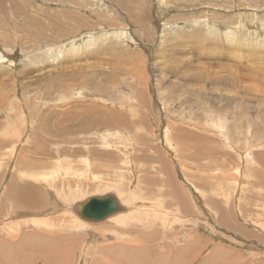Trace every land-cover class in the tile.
I'll use <instances>...</instances> for the list:
<instances>
[{
  "label": "rangeland",
  "instance_id": "1",
  "mask_svg": "<svg viewBox=\"0 0 264 264\" xmlns=\"http://www.w3.org/2000/svg\"><path fill=\"white\" fill-rule=\"evenodd\" d=\"M108 1L112 10L111 14L97 10V5L95 6L94 2L91 0H23L22 4L16 2L13 5V12L9 17L0 15V22L11 23L9 26H5L7 33L0 29V55L6 56L8 61L13 62L11 66L4 65L2 68L3 72L0 75V89L3 90L0 92V95H7L5 106L0 108V132L2 137H0V173H6V170L11 167L10 161H13L14 158L12 159V157L16 155L15 150L19 148L18 146L20 144L22 145L25 142L26 144H30L31 147L35 146L30 140L34 138L33 135L42 139L38 146L42 144L45 138L50 140V143L54 142L53 138L57 135L55 136L53 130H49L47 127H40L39 130H37L39 126L36 121L40 116L44 115L43 117L45 118V115L50 112V114H48V116L51 115L50 120H43V122H45L46 125L50 124L54 130H57L59 128L55 123L58 122L56 120L57 118L55 119L56 114L58 116H60V114L62 116L64 115L62 117L64 119L68 113V111L65 110L72 106V111L75 113V122H78L83 114L84 103H86L85 105L87 107H90L94 103H98V105L111 108V111L109 110L110 112H104L96 106V110H91L89 112L91 119H94L92 121L93 124L98 125L101 123L106 126L104 128V133L100 132L101 134L99 135V127H94V125L89 124H87L85 128L87 131L79 129V132L86 133L88 136L89 134L94 135L104 142L109 141L107 144L109 146L115 145L118 142L123 145L127 150L124 153L122 171L127 169L126 165L129 164L131 159L132 161L133 159L135 160L133 157L135 153L140 154L143 158L137 163L139 165L133 166L135 169L139 170L137 172H141L140 168H142V170L147 173V177L156 179L155 181L158 183L153 186H148V188H153V190H145L144 192L146 193L144 195L136 191L137 189L140 190V188L136 187L135 177H131L130 173L122 174V171L118 173H104L109 175V177L108 179H101L100 181H96L99 178L97 176H93L94 178L87 177L85 180L82 177L84 174H76L72 175L71 178L77 179L75 181L76 183L78 181V192L80 191V194L76 193L73 195V202L78 201V199L80 201L79 203L84 201L81 195L82 193L92 195L96 193L95 191H97V193L107 192L101 191V188L103 187L102 180H108L104 183L110 184L107 190H111L113 193L115 192L117 196H119L118 200L123 206V209L129 211V213H127L128 211L121 210V213L123 211L122 214L126 211L125 215H129L131 206H134V203H136L129 204V202L124 201L126 200L124 198L125 196H133L134 199L131 198L133 201H135L136 196L139 199H142V195L145 197L149 196V198L146 197L149 200L151 199L148 201L149 204L155 206H157V204L162 205L164 199L165 203L171 204V202H174V205L169 206L168 209H175L177 213L173 214L176 217L171 214L167 224L164 218H158L157 220H152V222H149L147 217L141 220H139L141 216L134 219V222H136L135 229H139L140 232L136 234V230L131 229L135 232V234H132V239H143L145 234L142 236L140 234L141 231L145 233V231L149 229L156 231L153 235L157 237L155 238V240L157 239L155 242L159 247L161 243H169L170 246H173V249H175V247L178 249L179 247L185 248L187 245L186 242H188H185V240H189L188 237L194 234L197 236L196 241L199 243V249H197L192 256L195 257V259L197 258L195 260L197 263L195 262L194 264H201L203 261L207 264L212 263L214 251L220 250L221 252V249H223L221 247H224L222 252L230 248L229 251L237 252V255H241L242 253V261L234 262V264H257L260 262H262L260 264H264V164L259 156L264 153V76L262 75V72H264V62H262L264 61V45L262 46V44H264V0H166V3H160L159 0ZM226 5L228 7L230 5V7L228 8ZM16 10L24 11L28 14L31 13V10L33 11V14L26 18L25 29H27L31 23L34 24L33 28L30 30L32 34L29 37V42L23 39L22 43V39L18 37L20 34L17 27L14 26L17 20L15 16ZM214 11L216 12L215 14H213ZM195 12L196 14L202 12L201 15H199L201 20L216 19L213 15H219L217 20H210L211 22L209 25L202 23L207 26L201 31L202 35L207 32L206 34L208 37L217 39L218 36L215 35V31L212 32L214 29L210 32L208 31L209 28H216L225 34L231 30V27L228 26L229 23L235 26L233 29H235V32L238 34L237 37L242 34V40L236 42L238 43L236 48H234L235 46L225 47L227 51L232 50L231 52L235 53L232 57L233 59H226L224 56L226 51H224L221 60L216 59V62H214L215 65H213L214 63L210 61L211 59L206 58L205 61L204 57L199 58L201 55L195 56L191 54L192 58H197L195 61L202 59L204 60L203 62H207L211 65L209 68L220 69L222 71L220 75L222 79L226 80L225 82L223 81L219 84H215V81L217 82L218 79L214 72H210L208 78H203V71L206 65L202 62L188 63L183 60L173 62L172 59H169L167 61L168 63H166L165 67L161 70H159V68L156 69L157 67L154 65L156 60L154 51L159 47V40L161 38L163 40L164 38V35L161 37L163 24L166 22L167 24H172L171 31L167 32L166 39L164 40V43H168L171 48L175 46V36L178 35V38L181 37V32H183L181 31L182 26L187 29V26L192 20L194 21ZM245 14H248L247 17L249 16L250 18H247ZM178 25L179 27L177 28ZM190 30L191 29L186 32L187 38L193 37V29L191 30L192 32ZM90 34L96 36L101 35L99 38L103 42H99L98 39L95 43H101L104 48H101V50H99L100 52L93 57L92 52H94V47L91 49L89 44V49L92 50L91 54H89V49V51L87 50L88 52L85 53H88L90 57L88 56V58H84L81 61L71 57V55L76 52L82 53L81 49H86H84V46H81V49L69 52L67 49L70 44L68 43L77 38L76 44L80 43L85 36ZM6 36L10 39L9 45H7L5 41ZM259 39H262L263 42L260 43ZM247 40H249V42L252 40V43L256 41L255 43H257L258 46L255 43L248 44ZM204 41L205 43L202 44L203 47L210 43H214L220 47L215 41L211 40L210 42V40H203V42ZM217 41L224 42L222 40ZM48 42L52 44L49 45ZM242 44L247 47L242 46ZM261 46L263 49H261ZM178 48L180 49V53L177 58H183L184 55L181 45ZM238 48L239 50H237ZM102 49L104 50L102 51ZM206 49H204L206 51V56L207 54L211 56V50L209 48ZM59 50L69 55L70 59L73 58V60L63 61L64 59L62 60L59 56L60 59L57 63H50ZM246 51L249 57H253L254 62L247 61V58H245V61V59L239 56L241 53L244 54V52L247 54ZM52 53L55 55H51ZM259 53H261L263 57L257 62ZM38 55L49 57L51 61L48 63L43 61L34 63V60L38 59ZM191 56L189 57L191 58ZM86 59H88V61H86ZM18 60H21L20 63H16ZM228 62L232 66H230ZM244 64H246V69H244ZM15 66L17 67L14 68ZM12 67L14 69L9 73L10 76L4 74L5 71H9ZM226 68L228 69L226 70ZM252 70L255 71L253 72ZM227 71H229V73ZM180 72L185 79L183 76H179ZM241 72L243 74H250L242 77L243 79L240 85H237L236 79H240ZM51 74H54L53 79H50ZM56 74H58V76ZM9 77L15 82H8L7 79H9ZM258 77L259 79H256ZM246 78L250 79L247 80ZM242 82L246 85L249 84L248 87L254 88L255 90L249 89L245 92L241 87ZM14 83L16 85H14ZM10 86H13V88ZM87 96L91 99H88ZM60 97L63 98L61 99ZM16 103L21 105L17 106ZM78 104L79 106H77ZM75 106L76 108H74ZM99 112H101V114ZM101 115L105 117L109 116L111 119L114 118L113 116H116L117 120L110 125L105 117L102 118ZM226 117L228 120L232 119L227 121ZM221 119L224 120L223 124H221V121H223ZM180 121H183V123ZM52 123H54L53 126ZM9 125L10 130L7 131ZM223 125L226 127H221ZM169 126L173 128V130L168 128ZM215 127L220 128L216 130ZM4 128L6 131H4ZM18 128H25V132L21 133V130H18ZM221 129H223L224 132ZM17 130L19 135L13 133L7 137L4 133H12ZM146 130H149L147 135L145 134L147 133ZM117 131L122 133L119 134ZM219 131L221 132L220 134ZM251 134L253 135L251 136ZM45 135H49V137ZM135 135H138L137 139H135ZM166 135L168 140L165 138ZM172 135H174L175 140H177L178 143L176 146L179 144L178 147H176L175 144L173 145ZM162 136L164 137L162 138ZM26 137H30L27 142L25 141L27 140ZM123 137L127 140L126 144L122 142ZM261 140H263V142ZM167 141L172 143L171 146ZM11 151H14V153ZM131 152H133L132 155ZM178 153L179 156L177 155ZM246 153H249V155ZM258 153L260 154L258 155ZM30 154L38 155L39 153L35 151V153ZM149 154H151L152 157H150ZM130 155L131 157L126 159V157ZM148 156L151 162H149ZM82 160L85 161L84 159ZM181 163L182 165H180ZM82 170L85 169L79 167V170L75 172L82 173ZM87 171L90 173V170H85L86 173ZM120 173L122 177H120ZM255 173H262L263 175L258 179ZM59 174L60 173H55L53 176L58 175L61 178L62 175ZM164 174L166 175L164 176ZM7 175H10V172ZM34 175L35 174L29 176L34 180ZM49 175H51V173L48 175H41L42 177L40 175V177H37L42 179L44 177L47 178ZM118 176L121 178V181H118ZM38 178L36 180H39ZM5 180L6 178H3L1 182L4 183ZM91 180L94 181V186L91 188L94 192H90V189L87 190L89 186L87 188L82 187L84 184L88 185L92 183ZM41 183L44 185L48 184L47 181H41ZM97 184H100V186ZM122 185H124L123 187L126 189H123ZM133 187L136 188L134 191L135 193L133 192ZM67 188L70 193L72 191V189H70L71 187L68 185ZM43 190L46 195H49V193L53 194L51 191H47L46 189ZM83 190L86 191L82 192ZM174 191L177 194H174ZM127 193H129V195ZM3 194L4 192L0 193L1 202H4V199H2ZM14 196L15 197H11L13 198L11 200V205L12 203L15 204V202L20 199L22 201L18 204L19 207L16 208L17 205L15 206L14 204L15 207H13V205H8V203H2L0 206V222L2 221V223H0V226H2L0 229H4V232L0 230V234L5 233L9 235L8 233H10L11 235L12 233L13 236L17 237V232L21 234L20 231L16 230L19 226L14 224L17 223V221L15 218L11 217L9 212H13L14 214V212H18L22 209H32V206H30L32 197L28 198L26 202V200H23V198L26 199L25 197H18L17 194H14ZM122 198L124 199L122 200ZM177 198L179 200H177ZM23 201L25 204H23ZM139 204H141V208L146 207L144 203L145 206L142 205L141 202L136 203V205ZM204 204L207 207H205ZM182 205L183 207H181ZM46 206L47 205H45V208ZM126 206H128L129 209H127L128 207ZM10 207L12 210H10ZM228 209H231L230 214L228 213ZM211 210L216 212H211ZM152 214L159 215V213ZM228 214L230 217L232 216V219H230L233 221L234 225L229 224L232 225L233 229H229L226 225L229 222ZM41 215H45V212ZM75 215L76 216L72 218L59 217V222L57 220H52V224L49 222L50 220H47L50 226L36 224V226H30V229L24 227L26 230H22L23 232L26 231L25 233H29L32 228L30 233H34L35 235L32 237H37L36 239H38L27 237L26 240H28L25 245H28L34 240L33 243L36 241L43 244L44 247H47L50 243L48 241V235L54 234L56 235V239L59 237V240L66 239L65 242H62V245L70 248L69 250H63V257H65V259H56L58 264H116L120 262V255L116 256L117 253L110 252V248H108L109 245V247L112 246L111 249L116 248V246L120 247L117 245V240H115V242H105L109 237L100 231L106 227L107 231L112 228L115 229L116 233L118 231L127 233L123 227L119 226L120 229L117 227L118 224H120L117 218L113 217L109 220L104 219L103 221L101 220L102 222H99L85 220L81 218L77 212H75ZM181 215L184 217H181ZM218 216L221 217L219 218ZM52 217L56 218L54 216ZM73 219H75V221ZM77 221H80L82 224L79 225ZM110 221L112 222L110 223ZM18 223V225L25 224V222L20 224V221H18ZM93 224L96 226L92 227ZM127 225H131L129 221L123 226L125 227ZM160 225L164 226L162 227ZM166 225L167 227H165ZM169 227L171 229H169ZM90 230L93 234L89 232ZM13 231H16L17 235H15ZM38 231L43 232L38 233ZM245 231H249V236L245 234ZM72 232L76 236H73ZM44 235L47 236L44 237ZM257 235H262V240H259L261 237L259 238ZM69 236H71L72 239L69 238ZM167 237L169 238L167 239ZM101 241L102 244L100 243ZM15 242L16 243L12 244L17 245V241ZM182 242L184 245L186 244L185 247ZM86 247L88 249L90 248L89 251L91 252H89ZM18 248L19 246L15 250H18ZM127 249L126 252L129 253V249L128 251ZM148 249H150V247H148ZM86 250L88 253H86ZM179 251L175 249L174 254H177ZM84 253L86 256H84ZM89 253L91 254L90 256ZM104 253H106V256L103 255L102 257L101 254ZM40 254L42 255L37 249L32 250L30 255L34 258V264H43L41 262L42 257H39ZM107 254L109 256H107ZM149 254L152 255V253ZM171 254L173 253L171 252ZM101 257L103 259H101ZM121 258L120 260L123 261L125 257ZM204 259H206V261ZM0 260L3 259L0 258ZM96 261L97 263H95ZM225 261L221 259L222 264H225ZM0 262L1 264H7L5 261Z\"/></svg>",
  "mask_w": 264,
  "mask_h": 264
},
{
  "label": "bare ground",
  "instance_id": "2",
  "mask_svg": "<svg viewBox=\"0 0 264 264\" xmlns=\"http://www.w3.org/2000/svg\"><path fill=\"white\" fill-rule=\"evenodd\" d=\"M91 1H93L94 2V4H95V6L97 5V10H100V11H102L103 13H110L111 14V12H112V10H111V7H110V3H109V1L108 0H91ZM166 0H159V2L160 3H166L165 2ZM196 1H198V0H196ZM200 1V0H199ZM209 1V0H208ZM207 1V2H208ZM250 1V0H249ZM16 2H18V3H20V4H22L23 3V0H0V15H3V16H5V17H9V15L10 14H12V12H13V5L16 3ZM203 2V1H202ZM221 3H222V1H221ZM260 3V2H259ZM210 4V3H209ZM218 4V3H217ZM241 5V4H240ZM219 6V5H218ZM227 6V5H226ZM226 6H225V8H226ZM248 6V5H247ZM253 6V5H252ZM228 7V6H227ZM229 7H230V5H229ZM228 7V8H229ZM250 7V6H249ZM248 7V8H249ZM224 8V7H223ZM21 9V8H20ZM250 9V8H249ZM225 10H227V9H225ZM199 11V10H198ZM201 13L202 12H199L198 14H196V12H195V14H194V17H195V19H194V21L192 20V22L190 21V20H188V21H190L191 23L187 26V29H185V27L184 26H182V30L181 31H183V32H181L182 33V35H181V37H179L178 38V35L177 36H175V40H176V42H175V46H173V47H169V45H168V43L166 44V43H164V40L166 39V36H167V32H169V31H171V27H172V24H167V22L166 23H164L163 24V27H162V32H161V37H163V35H164V38H163V40H162V38L159 40V47H157L156 48V51H154V56H155V58H156V60H155V62H154V65H155V67H157L156 69H158L159 68V70H161L163 67H165V65H166V63H168L167 61L169 60V59H172L173 60V62H175V61H178V60H183L184 62H188V63H190V62H202V63H204L206 66H205V68H204V71H203V78H208L209 77V73L210 72H214L215 73V75L217 76H215L217 79H218V81L216 82L215 81V84H219V83H221V82H225L226 80H224V79H222V77H221V75H220V73H222V71L220 70V69H213V68H209V66H211L210 64H208L207 62H203L204 60H202V59H199V60H196L195 61V59H197V58H192V56H191V54H194L195 56H199V55H201L199 58H202V57H204V59H205V61H206V58H208V59H211L210 61L212 62V63H214V62H216V59H219V60H221V58H222V56H223V52L224 51H226V53L224 54V56L226 57V59H233L232 57L235 55V53H233V52H231V51H227L226 49H225V47H227V46H235L234 48H236V45L238 44V43H236V42H240L241 40H242V34L239 36V37H237V33L235 32V29H233V27H235L232 23H229V25L228 26H230L231 28V30L230 31H228V32H226L225 34L224 33H222L220 30H218V29H216V28H209V30L208 31H210L211 32V30L212 29H214V30H212V32L213 31H215V35H217L218 36V38L217 39H215V38H213V37H208L207 36V32L204 34V35H202L201 34V31L203 30V29H205V27H207V26H205V25H203L202 23H205V24H208L209 25V23L212 21V20H217L218 18H219V15H213L216 19H210V20H207V19H204V20H201L200 18H199V15H201ZM216 12L214 11L213 12V14H215ZM245 13V12H244ZM33 14V11L31 10V13L30 14H28L27 12H24V11H19V10H16L15 11V16L17 17V20H16V22L14 23V26H16L17 27V29H18V32H19V38L20 39H22V43H23V39H25V41H30V39H29V37L31 36V34H32V32H30V30H31V28H33V26H34V24H30V26L27 28V29H25V26H26V18L27 17H29L30 15H32ZM178 14H181V13H178ZM190 15V14H189ZM246 15V14H245ZM248 15V14H247ZM247 15H246V17H247ZM261 15V14H260ZM191 16H192V14H191ZM252 16V15H251ZM259 16V15H258ZM23 17H25V18H23ZM193 17V16H192ZM193 17V18H194ZM245 17V16H244ZM249 17V16H248ZM247 17V18H248ZM171 18V17H170ZM191 18V17H190ZM250 18V17H249ZM259 18H260V16H259ZM261 18H262V16H261ZM251 20V19H250ZM208 22V23H207ZM251 22V21H250ZM174 23V22H173ZM11 23H2V22H0V29L1 30H3V32H5V33H7L6 32V27L5 26H9ZM186 24V23H185ZM232 25V26H231ZM2 27V28H1ZM179 27V25L177 26V28ZM176 28V29H177ZM228 28V27H227ZM174 29V28H173ZM189 29H193V37L192 38H187L186 37V35H187V30H189ZM190 30V31H191ZM239 30V29H238ZM26 31H27V34H26ZM175 31V30H174ZM192 32V31H191ZM165 33V34H164ZM236 33V34H235ZM211 34V33H210ZM99 37H101V35H98V36H96V35H87V36H85L84 38H83V40L80 42V43H77L76 44V41L78 40V38L76 39V40H74V41H70L68 44H70V46H69V48L67 49L69 52H74V51H76V50H79V49H81V46H84V49H86V50H83V49H81V51H82V53H74V54H72L71 55V57H73V58H76V60H79V61H81L82 59H84V58H88V56L90 57V55L89 54H91V51L92 50H90L89 49V47L91 48V49H93V47H94V52H92L93 53V57H95V54H97L98 52H100L99 50H101V48H104V46L101 44L103 41H101V39L99 38ZM98 39H99V42H101V43H95V42H97L98 41ZM246 39V38H245ZM263 39V38H262ZM262 39L259 41L260 43L261 42H263L262 41ZM180 41V43H179V41ZM203 40H210V42H211V40L212 41H215V42H217L219 45H220V47L219 46H217L216 44H214V43H210V44H207V45H205L204 47L202 46V44L203 43H205V41L203 42ZM217 40H222V41H224V42H219V41H217ZM5 41H6V43H7V45H9V43H10V39L6 36L5 37ZM206 41V42H207ZM244 41V40H243ZM248 41V44L250 43V44H254V43H252V40L249 42V40H247ZM246 41V42H247ZM75 43V44H74ZM259 43V44H260ZM264 43V42H263ZM48 44L50 45V44H52V43H49L48 42ZM89 44H90V46H89ZM246 44V43H245ZM256 45H257V43H255ZM181 45V47H182V53H183V58L181 57V58H177L178 57V54L180 53V49L178 48L179 46ZM264 44H262V46H263ZM242 46H245L244 44H242ZM255 46V45H254ZM258 46V45H257ZM260 46V45H259ZM261 46V47H262ZM238 47V46H237ZM245 47H247V46H245ZM250 47V46H249ZM260 47V48H261ZM264 47V46H263ZM263 47L261 48V49H263ZM206 48H209L210 50H211V52H212V55L211 56H208V54H207V56H206V54H205V52L207 51V53H208V50L206 49ZM232 48V47H231ZM254 48H256V47H254ZM259 48V49H260ZM90 50V53L88 54V53H85V52H88L89 50ZM204 49H206V51L204 50ZM233 49V48H232ZM248 49H250V48H248ZM88 50V51H87ZM104 49H102V51H103ZM235 50V49H234ZM237 50H239V48L237 49ZM84 51V52H83ZM244 51V50H243ZM248 51V50H247ZM247 51H246V53H247ZM251 51V50H250ZM256 51H257V49H256ZM261 51V50H260ZM239 53V52H238ZM238 53H237V56H238ZM248 53H249V51H248ZM245 54V52H244V54H242L241 53V55H239L241 58H243V59H245V58H247L248 60L247 61H253V57L251 58V57H249V54ZM258 53V52H257ZM190 54V55H189ZM210 54V53H209ZM43 55V54H42ZM51 55H55V54H51ZM85 55V56H84ZM169 55V56H168ZM263 55H264V53H263ZM263 55L261 54V53H259V55H258V58H257V62L258 61H260L261 59V57H263ZM25 56V55H24ZM62 58V60L63 61H68V60H73V58H71L70 59V57H69V55H67V54H65V53H62L61 52V50H59V52L58 53H56V55H55V57H54V59H53V61L52 62H50L51 61V58H49V57H44V56H37V58L38 59H35L34 60V63H39L40 61H43V62H50V63H54V62H58V60L60 59V57ZM84 56V57H83ZM189 56H191V58L189 57ZM238 56V57H239ZM256 56H257V54H256ZM153 57V56H152ZM99 58V57H98ZM234 58H236V57H234ZM153 59V58H152ZM239 59V58H238ZM237 59V60H238ZM236 60V59H235ZM20 61L21 60H18V61H16V63H20ZM86 61H88V59H86ZM238 61H240V60H238ZM244 61V60H243ZM245 61H246V59H245ZM244 61V62H245ZM42 62V63H43ZM227 62V61H226ZM243 62V63H244ZM254 62V61H253ZM262 62H264V61H262ZM41 63V64H42ZM221 63V62H220ZM229 63V62H228ZM238 63V62H237ZM249 63V62H248ZM242 64V63H241ZM251 64V63H250ZM4 65H7V66H11V65H13V62H11V61H8V58L6 57V56H4V55H0V75L2 74V72H3V70H2V68L4 67ZM213 65H215V63L213 64ZM217 65V64H216ZM229 65L230 66H232L230 63H229ZM228 65V66H229ZM238 65V64H237ZM246 64H244V69H246V66H245ZM251 65H253V64H251ZM17 66H15L14 68H16ZM91 67V66H90ZM243 67V66H242ZM13 67L9 70V71H5L4 72V74H6L7 76H10V72L12 71V69H14ZM241 68V67H240ZM252 68V67H251ZM254 68V67H253ZM228 68H226V70H227ZM232 69H233V67H232ZM244 69H242V70H244ZM264 69V68H263ZM167 70V69H166ZM169 71V70H168ZM238 71H240V70H238ZM245 71V70H244ZM253 72L255 71V70H252ZM162 72V71H161ZM228 73H229V71H227ZM158 73V72H157ZM163 73H164V71H163ZM238 73H240V72H238ZM242 73V72H241ZM160 74H162V73H160ZM180 75L179 76H183L182 75V73L180 72L179 73ZM224 74V73H223ZM248 74H250V73H247V74H241V77H240V79H236V84L237 85H240V83H241V81H242V77H244V76H247ZM53 75L54 74H51V77H50V79H53ZM57 76H58V74H56ZM262 75L264 76V72H262ZM257 76H259V75H257ZM256 76V77H257ZM184 77V76H183ZM250 77H251V75H250ZM13 78V77H12ZM31 78V77H30ZM27 79V78H26ZM184 79H185V77H184ZM216 79V80H217ZM247 80H249L250 78H246ZM256 79H259V77L258 78H256ZM263 80H264V78H263ZM7 81L8 82H15L14 80H12L10 77H9V79H7ZM33 81V80H32ZM28 82V81H27ZM13 85V84H12ZM14 85H16L15 83H14ZM249 86V84H245V83H243L242 82V88H243V90L245 91V92H247L249 89H253V90H255L254 88H250V87H248ZM11 87V86H10ZM11 88H13V86L11 87ZM117 89V88H116ZM3 90H1L0 89V92H2ZM82 91V90H81ZM87 91V90H86ZM128 91V90H127ZM227 91V90H226ZM87 93V92H86ZM127 93V92H126ZM264 93V92H263ZM96 94V93H95ZM101 94V93H100ZM89 95V94H88ZM246 95V94H245ZM62 96V95H61ZM82 96V95H81ZM90 96V95H89ZM104 96V95H103ZM122 96H123V94H122ZM263 96H264V94H263ZM82 97H84V96H82ZM88 97V96H87ZM93 97V96H92ZM164 97V96H163ZM61 98V97H60ZM63 98V97H62ZM61 98V99H62ZM95 98V97H94ZM108 98V97H107ZM130 98V97H129ZM60 99V100H61ZM88 99H91V98H89L88 97ZM109 99V98H108ZM85 100V99H84ZM100 100V99H99ZM262 100H263V98H262ZM6 102H7V95H0V108H2L3 106H5V104H6ZM91 102V101H90ZM17 104V106L18 105H21V104H19V103H16ZM86 104V103H85ZM97 105H98V103H97ZM77 106H79V104L77 105ZM22 107V106H21ZM20 108V107H19ZM74 108H76V106L74 107ZM18 109V108H17ZM72 106H70V107H68L65 111H68V113L66 114V116L68 115V114H70L71 112H72ZM99 109H101V110H103L104 112H106V111H109V110H111V108H109V107H99ZM59 111V110H58ZM97 111H100V110H97ZM110 112V111H109ZM58 113V112H57ZM88 113V112H87ZM100 114H101V112H99ZM112 113V112H111ZM122 113V112H121ZM48 114H50V112L48 113ZM48 114H46L45 115V118L43 117V116H40V118H38L37 119V124H38V128H37V130H39V128L40 127H47L49 130H53V132L56 130H54L53 129V127H51L50 126V124H47L46 125V123L45 122H43V120H46V121H48V120H50V117H51V115L50 116H48ZM55 114H56V112H55ZM97 114V113H96ZM183 114V113H182ZM103 115V114H102ZM101 115V116H102ZM105 115V114H104ZM178 115V114H177ZM64 116V115H63ZM65 116V117H66ZM216 116V115H215ZM61 117V116H60ZM89 117H90V115H89ZM105 116H102V118H104ZM114 118L113 119H111V117H109V116H106L105 117V119H106V121H108L109 123H110V125H112V123H114L116 120H117V118H116V116H113ZM119 117V116H118ZM123 117H124V115H123ZM182 117V116H181ZM190 117V116H189ZM188 117V118H189ZM78 118V117H77ZM97 118V117H96ZM98 118H100V117H98ZM120 118H121V116H120ZM125 118V117H124ZM123 118V119H124ZM182 118H185V117H182ZM192 118V117H191ZM223 118V117H222ZM227 118V117H226ZM55 119H56V117H55ZM54 119V120H55ZM194 119V118H193ZM219 119V118H218ZM232 119V118H231ZM230 119V120H231ZM94 120V119H93ZM92 120V121H93ZM103 120V119H102ZM101 120V121H102ZM144 120V119H143ZM191 120V119H190ZM221 120H223V119H221ZM230 120H228V118H227V121H230ZM103 121H105V120H103ZM118 121H119V119H118ZM121 121H122V119H121ZM220 121V120H219ZM218 121V122H219ZM120 122V121H119ZM124 122V121H123ZM143 122V121H142ZM144 122H145V120H144ZM181 123H183V121H180ZM222 123L221 124H223L224 123V120L223 121H221ZM10 123V122H9ZM56 123V126H58V128H60V126H59V124H57V122H55ZM108 123V124H109ZM174 123H175V121H174ZM189 123V122H188ZM13 124V123H12ZM53 124L54 123H52V126H53ZM122 124V123H121ZM147 124V123H146ZM146 124H145V126H146ZM166 124V123H165ZM169 124V123H168ZM180 124V123H179ZM220 124V123H219ZM239 124V123H238ZM79 125V124H78ZM218 125V124H217ZM225 125V124H224ZM221 126V127H226V126ZM227 125H229V124H227ZM101 126V125H100ZM117 126V125H116ZM148 126V125H147ZM168 126V125H167ZM171 126V125H170ZM170 126L168 127V128H170ZM165 127H166V125H165ZM57 128V127H56ZM132 128H134V127H132ZM137 128V127H136ZM174 128H175V126H174ZM216 128V130H219V128H217V127H215ZM20 128H18V130H19ZM25 129V128H24ZM24 129H20L21 130V133L23 132H25L24 131ZM66 129V128H65ZM164 129V128H163ZM167 129V128H166ZM170 129H172L173 130V128H170ZM211 129H213V128H211ZM10 130V125L7 127V131H9ZM18 130L17 131H14V132H12V133H9V132H4L5 133V135L8 137V135L10 136V134H15V135H19V133H18ZM33 130V129H32ZM58 130V129H57ZM56 130V131H57ZM145 130V129H144ZM168 130V129H167ZM222 131H223V129H221ZM225 130V129H224ZM227 130V129H226ZM3 131V130H2ZM4 131H6V129L4 128ZM30 131V130H29ZM229 131H230V129H229ZM229 131H228V134H229ZM63 132H65V131H63ZM146 132L147 133H145V131H144V133L147 135L148 133H149V130L147 131L146 130ZM160 132V131H159ZM164 132V131H163ZM224 132V131H223ZM226 132V131H225ZM261 132V131H260ZM43 133V132H42ZM104 133V132H103ZM106 133V132H105ZM122 133V132H121ZM125 133V132H124ZM143 133V134H144ZM170 133V132H169ZM172 133H173V131H172ZM221 132L219 131V134H220ZM33 134V133H32ZM69 134V133H68ZM101 133H99V135H100ZM108 134V133H107ZM111 134V133H110ZM135 134V133H134ZM260 134V133H259ZM67 135V134H66ZM112 135H113V133H112ZM124 135V134H123ZM138 135H139V132H138ZM138 135H135L136 137H135V139H137V137H138ZM163 135V134H162ZM224 135H225V133H224ZM253 134H251V136H252ZM46 136V135H45ZM229 136V135H228ZM0 137H1V132H0ZM33 139H30V137L29 138H27L26 137V139L27 140H25L26 142L30 139L31 140V143L32 144H35V149H37L36 147H38V144L40 143V141L42 140V139H40L39 137L37 138V136H35V135H33ZM46 137H49V135L48 136H46ZM67 137H68V135H67ZM118 137H120V136H118ZM146 137H148V136H146ZM145 137V138H146ZM164 136H162V138H163ZM221 137V136H220ZM227 137V136H226ZM255 137V136H254ZM2 138V137H1ZM1 138H0V140H1ZM57 138H59V137H54L53 139H54V141H57L58 139ZM103 138V137H102ZM117 138V137H116ZM124 138V137H123ZM127 138V137H126ZM166 140H168L167 139V135H166ZM229 138V137H228ZM24 139V138H23ZM22 139V140H23ZM46 139V138H45ZM52 139V140H53ZM60 139V138H59ZM67 139H69V138H67ZM106 139V138H105ZM125 139V138H124ZM130 139V138H129ZM139 139H141V138H139ZM224 139V138H223ZM232 139V138H231ZM261 139V138H260ZM264 139V138H263ZM62 140V139H61ZM119 140H120V138H119ZM172 140H173V145L175 144V146L177 145V140H175V137H174V135H172ZM248 140V139H247ZM127 141V140H126ZM135 141V140H134ZM171 141V140H170ZM230 141H232V140H230ZM229 141V142H230ZM262 142H263V140H261ZM2 142H3V139H2ZM1 142V143H2ZM30 142V141H29ZM168 142V141H167ZM25 143V142H24ZM119 143V142H118ZM169 143V142H168ZM172 143H169L170 144V146H171V144ZM226 144H227V142H226ZM233 144V143H232ZM254 144V143H253ZM252 144V145H253ZM263 144H264V142H263ZM2 145H3V143H2ZM121 145V144H120ZM131 145H132V143H131ZM184 145V144H183ZM257 145V144H256ZM178 146H179V144H178ZM178 146H176V147H178ZM224 146V145H223ZM237 146V145H236ZM33 147V148H34ZM125 147H127L128 148V146H125ZM134 147V146H133ZM154 147V146H153ZM250 147V146H249ZM258 147V146H257ZM4 148V147H3ZM16 148H17V145H16ZM31 146H29V147H26V152H29V153H35V151H32V149H33ZM43 148V147H42ZM173 148H174V146H173ZM173 148H172V150H173ZM5 149V148H4ZM3 149V150H4ZM49 149V148H48ZM175 149V148H174ZM252 149V148H251ZM64 150V149H63ZM132 151H134V150H132ZM175 151V150H174ZM173 151V152H174ZM177 151V150H176ZM2 152H4V151H2ZM11 152H13L14 153V151H11ZM15 152H16V150H15ZM172 152V153H173ZM247 152V151H246ZM20 153V152H19ZM132 153L133 152H131V155H132ZM240 153H241V151H240ZM243 153V152H242ZM251 153H252V151H251ZM6 154H8V153H6ZM22 154V153H21ZM247 154V153H246ZM260 153H258V155H259ZM19 155V154H18ZM126 155V154H125ZM131 155L128 157H126V159H129L130 157H131ZM178 156H179V153L177 154ZM247 155H249V153L247 154ZM8 156V155H7ZM6 156V157H7ZM24 156H25V154H24ZM260 156V158H261V160L263 161V164H264V153H262L261 155H259ZM10 157H12V156H10ZM9 157V158H10ZM13 157H14V155H13ZM19 158H20V155L18 156V159H17V163L19 162ZM251 158V157H250ZM85 161H83V160H80L78 163L80 164H78L79 165V167L81 168V169H86V170H90V161L87 159V158H85L84 159ZM10 161V160H9ZM251 161V160H250ZM249 161V162H250ZM53 162V161H52ZM74 162H76L75 160H74ZM137 162V161H136ZM135 162V160L133 159V162L132 161H130L129 162V164H127L126 166V168L127 169H125L124 171H122L123 173L122 174H124V173H130L131 174V177H135L136 176V173H138L137 171H139V170H137V169H135V167L133 166V165H139V164H137ZM33 163V162H32ZM48 163H50L51 164V162H48ZM54 163V162H53ZM124 163V162H123ZM19 165H20V163H18ZM46 165V164H45ZM180 165H182V163L180 164ZM17 166V165H16ZM24 166V165H23ZM28 167H30V165H27ZM33 166V165H32ZM47 166V165H46ZM18 167H20L21 168V166H18ZM25 167V166H24ZM79 167L77 168V170H79ZM93 167V166H92ZM247 167V166H246ZM6 168H7V166H6ZM31 168V167H30ZM32 168H34V167H32ZM41 168H43V167H41ZM47 168V167H46ZM181 169H183V168H181ZM14 170V169H13ZM75 170H76V168H73V167H70V166H64L62 163H57L56 165H55V167L53 168V173H51V175H49V176H47V178L46 177H44V178H42V179H39L37 176H43V175H48L49 173H34L35 175H34V180H36L37 178L39 179V180H36L37 182H36V184L38 183V182H40V184H38L39 186L42 184L41 183V181H43V182H45V181H47V185H44V184H42L43 186H44V188L43 189H46L47 191H51V192H53V194H51V193H49V195L47 194V199H46V201H45V198H42L41 199V201H43L42 202V204H44L45 203V205H47L49 208L51 207H53L52 208V210H51V208H50V210H48L47 212H45V215H40V216H38V214L36 215V214H32V215H36V216H38V217H42L43 219H39V221L37 220V217L35 216V218H33L32 220H31V223L33 224V225H35V223L36 224H39V225H47V226H50V224H48L47 222H45V221H47L46 219H49V220H51V224H52V220H57L58 222H59V220H60V218H68V217H70V218H72V217H74V216H76L75 215V211L77 212V214H78V207H79V204H81V203H83L84 201H86L89 197H91V196H105V195H108V194H111V195H114L115 197H116V199H117V202L118 203H120L119 202V200H118V198H119V196H118V198H117V195H116V193L114 192H112L111 190L110 191H108L107 190V188H108V186L110 185V184H104L103 182V187L101 188V191H107V192H101V193H97V191H95L96 193H94V194H88V195H86V193H82L81 195L83 196V199H84V201H82L81 203H79L80 201H79V199H78V201H75V202H73V200H72V197H73V195L74 194H76V193H78V194H80V191L78 192V181H77V183L75 184V185H69L71 188L70 189H72V191L69 193V191L67 190L68 188V186H64V188H63V186L62 187H60L59 188V186L58 187H56V185H55V182H56V177L55 176H53L55 173H61V174H59V175H62V177L61 178H63V180H66V179H71V176L73 175V174H69V175H63V174H68V173H76L75 172ZM117 171V170H116ZM128 171V172H127ZM13 172V171H12ZM79 172V171H78ZM14 173H16V171H14ZM82 173H86V172H84V171H82ZM87 173H88V171H87ZM90 173H92L91 172V170H90ZM97 173H99V172H97ZM13 175V174H12ZM16 175V174H15ZM74 175H76V174H74ZM79 175V174H78ZM85 175V174H84ZM84 175H82V177L84 178ZM162 175V174H161ZM166 174H164V176H165ZM263 174L262 173H255V176L259 179V177L260 176H262ZM39 176V177H40ZM41 176V177H42ZM90 176H92V175H89V177ZM12 177H14V175L12 176ZM12 177H10V178H12ZM17 177V176H16ZM33 177V176H32ZM120 177H122V175H121V173H120ZM119 176H118V181H121V178H120ZM126 177V176H125ZM92 178V177H91ZM94 178V177H93ZM136 178V177H135ZM187 178V177H186ZM16 179V178H15ZM14 179V180H15ZM18 179V178H17ZM32 179V178H31ZM96 179V178H95ZM101 179H108V177L107 178H104V177H99L96 181H100ZM125 179V178H124ZM30 180V179H29ZM74 180V179H73ZM73 180H70L69 182H72ZM85 180H86V178H85ZM184 180H185V178H184ZM11 181H13V179L11 180ZM88 181V180H87ZM92 182H94L93 180H91ZM108 181V180H107ZM123 181V180H122ZM162 181V180H161ZM15 182V181H14ZM29 182V181H28ZM68 182V183H69ZM74 182H76V181H74ZM136 182V181H135ZM186 182L188 183V181L186 180ZM241 182V181H240ZM12 183V182H11ZM89 183V182H88ZM258 183V182H257ZM12 184H15V183H12ZM60 184V183H59ZM30 185H31V183H30ZM34 185V184H33ZM65 185H66V183H65ZM117 185V184H116ZM121 185V184H120ZM235 185V184H234ZM15 186V185H14ZM43 186H41V187H43ZM89 186V185H88ZM88 186H82L83 188H87ZM94 186V185H93ZM99 186H100V184H99ZM124 185H122V188L123 189H126V188H124L123 187ZM134 186V185H133ZM33 187V186H32ZM81 187V186H80ZM119 187H121V186H119ZM118 187V188H119ZM148 187V186H147ZM192 187V186H191ZM12 188L13 189H15L13 186H12ZM16 188H18V186L16 187ZM22 189H23V187H21ZM20 188V189H21ZM40 188V187H39ZM39 188H37V186H36V188H35V190L36 189H38L39 190ZM121 188V189H122ZM131 188V187H130ZM134 188V187H133ZM9 189H11L10 187H9ZM33 189H34V187H33ZM97 189V188H96ZM99 189V188H98ZM135 189L136 188H134L133 189V192L135 191ZM173 189H174V187H173ZM89 190V189H88ZM18 190H16V191H14V192H17ZM37 191V190H36ZM40 191V190H39ZM86 190H83L82 192H85ZM91 191H93L94 192V190H91ZM114 191V190H113ZM137 191V190H136ZM144 191L145 190H143L142 192L143 193H141V194H144L145 195V193H144ZM149 191V190H148ZM11 192H13V191H10V193ZM24 192V191H23ZM22 192V193H23ZM32 192V191H31ZM38 192V191H37ZM41 193L42 192H44V190H41L40 191ZM123 192V191H122ZM126 192V191H125ZM234 192V191H233ZM5 193H7V191L5 192ZM69 193V194H68ZM135 193V192H134ZM148 193H150V192H148ZM12 194V193H11ZM32 194V193H31ZM37 194V193H36ZM38 194H40V193H38ZM128 195H129V193H127ZM152 194V193H151ZM174 194H177L175 191H174ZM173 194V195H174ZM210 194H213V193H210ZM222 194H224V193H222ZM7 195V194H6ZM5 195V197H7ZM18 195V194H17ZM144 195H142V199H139L137 196H136V198H137V200H136V198H135V201H133V200H131V198H133V196L132 197H128V196H125L124 198L126 199V200H124V201H126V202H129V204L130 203H134V202H141L142 203V205H146V207L145 208H141L140 206H141V204H139V205H136V203H134V206H131V208H130V214L129 215H125L126 214V211H128V210H126V209H123V211L124 210H126L125 211V213L124 214H122L123 213V211H122V213H121V211L118 213V214H114V215H110L109 217H107L106 219H110V218H117V220L120 222V224H118V228H119V226H121V227H123V229L127 232V233H121V232H115V229H110V230H106V227H104L102 230H100V231H102L103 233H105L106 235H108L107 237H109V239H104L105 240V242H111V241H114L115 242V240H117V245H119L120 247H117L116 246V248H114V249H111L112 248V246L111 247H109L108 246V248H110L109 249V251L110 252H112V253H117V255L116 256H118V255H120V258H119V261L120 262H117L116 264H194L196 261V259H195V257H192L193 256V254L196 252V250L197 249H199V243L196 241L197 239V236L196 235H194V234H192L191 236H189L188 238H189V240H185V242L186 241H188V242H186L187 243V245H186V247H185V245L183 244V242H182V244L184 245V247L185 248H183V247H179L178 249H177V247H175V249L176 250H181V251H179L177 254H174L175 252V249H173L172 247L173 246H170L169 245V243H161V246L159 247L157 244H156V240H155V238H157V237H155L153 234L154 233H156V231H153V230H146L145 231V233H142V231H141V235L143 236L144 234H145V237L143 238V239H132V234H135V232L134 231H132L131 229H134V230H136V234H137V232H140L139 231V229H135V225H136V222H134V219H137L138 217H140L139 218V220H141V219H143L144 217H147V219L149 220V222H152V220H157L158 218H164L165 220H166V224L169 222V219H170V216H171V214H173V213H177V212H175L176 210L175 209H171V210H169L168 208H169V206H173L174 205V202H171V204L170 203H165V199H164V202H163V204L161 205V204H157V206H155V205H153V204H149V202L148 201H150L149 199H147L146 197H148L149 198V196H144ZM213 195H215V194H213ZM230 195V194H229ZM11 196V195H10ZM12 196H13V194H12ZM26 196V195H25ZM24 196V197H25ZM39 196V195H38ZM131 196V195H130ZM144 196V197H143ZM168 196V195H167ZM228 196V195H227ZM15 197V196H14ZM17 197V196H16ZM19 197V196H18ZM41 197V196H40ZM161 197V196H160ZM174 197V196H173ZM175 197H178V196H175ZM223 197V196H222ZM230 197V196H229ZM35 198V197H34ZM121 198V197H120ZM124 198H122V200L124 199ZM144 198H146V199H144ZM185 198V197H184ZM199 198V197H198ZM224 199H226L225 197H223ZM13 198H11V200H12ZM19 199V198H18ZM39 199V198H38ZM134 199V198H133ZM175 199V198H174ZM173 199V200H174ZM36 200H37V197H36ZM177 200H179L178 198H177ZM19 202H21L22 200H18ZM17 201V202H18ZM25 201V200H24ZM23 201V204H25V202ZM28 200H26V202H27ZM39 201V200H38ZM40 201V202H41ZM12 202V201H11ZM14 202H15V200H14ZM31 202H32V200H31ZM37 202V201H36ZM226 202H227V200H226ZM228 202H229V199H228ZM227 202V203H228ZM237 202V201H236ZM47 203V204H46ZM123 203H125V202H123ZM144 203V204H143ZM14 203H12V205H13ZM39 204V203H38ZM150 206H149V205ZM8 205H11V203L10 204H8ZM11 205V206H12ZM15 206H16V204H14ZM13 205V207H15ZM144 205V206H145ZM205 205V204H204ZM0 206H1V204H0ZM46 206V207H47ZM209 206V205H208ZM19 207V206H18ZM22 207V206H21ZM23 207H26V206H23ZM27 207H28V205H27ZM35 207H36V205H35ZM41 207V206H40ZM39 207V208H40ZM126 207H128V206H126ZM181 207H183V205L181 206ZM187 207V206H186ZM205 207H207L206 205H205ZM210 207V206H209ZM208 207V208H209ZM222 207V206H221ZM2 208V207H1ZM16 208H17V206H16ZM34 208V207H33ZM32 208V209H33ZM38 208V206H37V208L36 209H39ZM42 208V207H41ZM40 208V209H41ZM178 208V207H177ZM189 208V207H188ZM207 208V209H208ZM223 208V207H222ZM15 209V208H14ZM35 209V208H34ZM47 209V208H46ZM127 209H129V207L127 208ZM179 209V208H178ZM227 209V208H226ZM6 210V209H5ZM10 210H12V208L10 207ZM229 211H228V213L230 214L231 213V209H228ZM8 211H9V209H8ZM222 211V210H221ZM6 212V211H5ZM39 212V211H38ZM180 212V211H179ZM211 212H216V211H214V210H211ZM22 212H20V211H18V212H14V214H13V212H9V214H11V217L12 218H15V220L17 221V223H14L15 225H17V226H19L18 224V221H20V224L21 223H23V222H25L24 220H22L21 218H23V215L21 214ZM43 213V212H42ZM127 213H129V211L127 212ZM152 213H159V215H153ZM210 213V212H209ZM221 213H223V212H221ZM25 214H27V213H25ZM30 214V213H29ZM228 214V219H229V222L226 224L227 225V227L229 228V229H233V227H232V225H230V224H233V221H231V217H230V215ZM238 214V213H237ZM79 215V214H78ZM174 215V214H173ZM177 215V214H176ZM222 215V214H221ZM239 215V214H238ZM52 216H54V217H56V218H53ZM180 216V215H179ZM183 215H181V217H182ZM216 216H217V214H216ZM27 217H29V216H27ZM30 217H31V215H30ZM60 217V218H59ZM174 217H176L175 215H174ZM184 217V216H183ZM214 217V216H213ZM219 217V216H218ZM217 217V218H218ZM221 217V216H220ZM219 217V218H220ZM223 217V216H222ZM26 218V217H25ZM231 218V219H230ZM1 219V218H0ZM6 219V218H5ZM75 219H76V217H75ZM75 219H73L74 221H75ZM178 219V218H177ZM182 219V218H181ZM234 219V218H233ZM9 220V219H8ZM86 220V219H85ZM107 220V221H108ZM182 220H184V219H182ZM218 220V219H217ZM64 221V220H63ZM103 221V220H102ZM101 221V222H102ZM114 221V220H113ZM127 221H129V223L131 224V225H127V226H123L124 224H127ZM175 221H176V219H175ZM224 221V220H223ZM247 221V220H246ZM70 222V221H69ZM78 223H79V225H81L82 223L80 222V221H77ZM76 222V223H77ZM100 222V221H99ZM112 221H110V223H111ZM177 222V221H176ZM257 222V221H256ZM0 223H2V221L0 222ZM26 223V222H25ZM86 223V222H85ZM161 223V222H160ZM230 223V224H229ZM253 223V222H252ZM254 223H255V221H254ZM258 223H259V220H258ZM147 224V223H146ZM159 224V223H158ZM162 224V223H161ZM236 224V223H235ZM239 224V223H238ZM12 225H13V223H12ZM15 225H14V227H15ZM89 225V224H88ZM110 225V224H109ZM113 225V224H112ZM111 225V226H112ZM115 225V224H114ZM156 225V224H155ZM176 225H177V223H176ZM234 225V224H233ZM250 225V224H249ZM8 226V225H7ZM11 226V225H10ZM93 226H96V225H92V227ZM148 226V225H147ZM160 226H164V225H160ZM243 226V225H242ZM261 226V225H260ZM0 227H2V226H0ZM3 227H5V226H3ZM20 227V226H19ZM19 227H15L16 228V230L17 231H20V233L21 234H19V232H17V234H18V236L16 237V236H13L12 235V233H11V235H10V233H8L9 235H6L5 233L4 234H0V258H2L3 260H0V261H5V262H7V264H34V258H33V256H31L30 254H31V252H32V250L33 249H37L38 251H40L41 253H42V255L40 254L39 255V257L41 258V262L43 263V264H51V263H54V264H58V262L56 261V259H61V260H63V259H65V257H63V250H69L70 248L69 247H66V246H63L62 245V242H65L66 241V239H60L59 240V238L58 239H56V235H48L49 236V239H48V241L50 242L49 243V245L47 246V247H44L43 246V244H40L39 242H36L35 241V243H33V241L31 242V243H29L28 245H25V244H27V240H26V238L27 237H32V236H35L34 235V233H30L31 232V230H32V228H31V230H30V232L29 233H25V232H23L22 230H20V228ZM91 227V228H92ZM165 227H167V225L165 226ZM181 227V226H180ZM211 227V226H210ZM236 227V226H235ZM244 227V226H243ZM242 228V227H241ZM263 228V227H262ZM19 229V230H18ZM27 229V228H26ZM25 229V230H26ZM120 229V228H119ZM169 229H171L170 227H169ZM188 229V228H187ZM1 230V229H0ZM4 230V229H3ZM3 230H1L2 232H4ZM140 230H142V229H140ZM162 230V229H161ZM172 230H173V228H172ZM246 230H248V229H246ZM255 230V229H254ZM253 230V231H254ZM23 233H22V232ZM251 231V230H250ZM14 232V234L15 235H17L16 234V231H13ZM39 232H43V231H38V233ZM74 232V231H73ZM72 232V233H73ZM83 232V231H82ZM89 232H91L92 233V231L90 230ZM98 232V231H97ZM101 232V233H102ZM164 232H165V229H164ZM179 232V231H178ZM247 231H245V234L246 235H248L249 236V231L246 233ZM76 233V232H75ZM84 233V232H83ZM87 233V232H86ZM101 233H100V238H101ZM234 233V232H233ZM77 234V233H76ZM93 234V233H92ZM92 234H90V235H92ZM75 234L73 233V236H74ZM84 235V234H83ZM95 235H96V233H95ZM156 235V234H155ZM177 235V234H176ZM20 236V237H19ZM47 236V235H46ZM45 235H44V237H46ZM76 236V235H75ZM97 236H99V235H97ZM103 236V235H102ZM168 236V235H167ZM61 237H62V235H61ZM63 237H65V236H63ZM68 237V236H67ZM96 237V236H95ZM257 237H261L259 240H262V238H263V236L262 235H257ZM12 238H13V241H12ZM33 239H36L37 237H32ZM69 238H71V236H69ZM99 238V237H98ZM98 238H96V239H98ZM99 238V239H100ZM103 238H105V237H103ZM150 238V239H149ZM152 238V239H151ZM169 237H167V239H168ZM72 239V238H71ZM149 239V240H148ZM166 239V238H165ZM36 240H38V239H36ZM95 240V239H94ZM15 241H17V245L19 246V248H18V250H15V249H17V245H13L12 243H14ZM31 241V240H30ZM88 241V240H87ZM87 241H85V242H87ZM89 241H91V240H89ZM170 241V240H169ZM168 241V242H169ZM172 241V240H171ZM201 241V240H200ZM94 242V241H93ZM98 242V241H97ZM184 242V243H185ZM16 243V242H15ZM101 244H102V241L100 242ZM100 243H98V244H100ZM104 243V242H103ZM93 244V243H92ZM97 244V245H98ZM100 244V245H101ZM108 244V243H107ZM219 244V243H218ZM105 245H106V243H105ZM115 245V244H114ZM172 245H174V244H172ZM177 245V244H176ZM82 246V245H81ZM84 246V245H83ZM87 246V245H86ZM99 246V245H98ZM102 246H104V245H102ZM128 246V247H127ZM182 246V245H181ZM218 246V245H217ZM13 247V248H12ZM107 247V246H106ZM114 247V246H113ZM130 247V248H129ZM148 247H150V249H148ZM8 248V250H7V252H5V249H7ZM76 248V247H75ZM82 248V247H81ZM87 248V247H86ZM94 248V247H93ZM97 248V247H96ZM129 249V253H127L126 252V249ZM219 248V247H218ZM221 248H223V249H221V252H220V250H217V251H214V253H213V255H212V258H213V261H212V263H209V264H222V262H221V259L222 260H226L225 261V264H234V262H239V261H242V253H241V255H237V252H233V251H229V249L227 250L226 249V251L225 252H222L223 250H224V247H221ZM90 249V248H89ZM89 249L87 248V250L89 251ZM98 249H99V247H98ZM102 249H103V247H102ZM128 249H127V251H128ZM183 249H185V250H183ZM86 250V251H87ZM92 250V249H91ZM108 250V249H107ZM208 250V249H207ZM85 251V252H86ZM88 251L86 252V253H88ZM84 252V251H83ZM89 252H91V251H89ZM93 252V251H92ZM171 252L173 253V254H171ZM177 252V251H176ZM209 252V251H208ZM107 253V252H106ZM106 253H104V254H101L102 255V257H103V255H105ZM149 253H152V255L151 254H149ZM170 253V254H169ZM202 253V252H201ZM139 254V255H138ZM82 255V254H81ZM91 254L89 253V256H90ZM93 255V254H92ZM94 255H95V253H94ZM207 255V254H206ZM84 256H86V254L84 253ZM97 256H98V254H97ZM106 256V255H105ZM107 256H109L108 254H107ZM204 256V255H203ZM100 257V256H99ZM101 257V259H103ZM113 257V256H112ZM121 257H125L124 258V260L122 261V260H120V259H122ZM228 257H230V258H228ZM202 258V257H201ZM260 258V257H259ZM110 259H112V258H110ZM114 259H116V258H114ZM113 259V260H114ZM207 259V258H206ZM206 259H204L205 261H206ZM97 260H99V259H97ZM113 260H110V261H113ZM208 260V259H207ZM106 261V260H105ZM108 261V260H107ZM115 261V260H114ZM209 261H210V259H209ZM78 262V261H77ZM100 262V261H99ZM103 262V261H102ZM101 262V263H102ZM200 262H201V259H200ZM95 263H97V261L95 262ZM197 263V262H196ZM260 263H262V262H260ZM260 263H257V264H260ZM0 264H1V262H0ZM2 264H4V263H2ZM75 264V263H74ZM88 264V263H87ZM98 264V263H97ZM100 264V263H99ZM112 264V263H111ZM201 264H207V263H205L204 261H203V263L201 262ZM244 264V263H243ZM247 264V263H246Z\"/></svg>",
  "mask_w": 264,
  "mask_h": 264
},
{
  "label": "crops",
  "instance_id": "3",
  "mask_svg": "<svg viewBox=\"0 0 264 264\" xmlns=\"http://www.w3.org/2000/svg\"><path fill=\"white\" fill-rule=\"evenodd\" d=\"M83 105H84V108L82 111L83 114L81 115V118L78 122H75V113L73 111L70 114H68L64 119L62 118L63 116L61 114H60L61 117L58 116L57 114L55 115V117L57 118L56 120L58 121L57 124L60 125V128L54 132H55V136L57 135L60 139L57 138L58 140L54 141L53 143H50V140L45 139V140H43L42 144H40L38 147H36L37 149H35V147L34 148L32 147L33 151H36L39 153L38 155H33V154H30L29 152H26V147L31 146L30 144H26V143H24L22 145L20 144L18 146L19 148L16 149V155L14 157H12V159L14 158L13 161L12 162L10 161L11 167L9 169L6 168L7 169L6 173H0V193L4 192V194L2 195V199H4V202L0 201V204H2V203L10 204L11 203V197H14V194H18V196H22V197H24L26 195L25 196L26 199L23 198V200H28V198L32 197V203L30 206H32V208L34 207L35 209L33 208V209H25V210L22 209V210H20V212H22L21 214L23 215V218H21V219L26 222L24 225H19L21 227L20 228L21 230H24L25 228L30 229V226L33 227L31 220L33 218H35V216L37 214H38V216H40L42 214V212L44 213V212L50 210V208H51V207L50 208L46 207L47 208L46 209L45 203L42 205L43 201H41V199L45 198V201L47 199L46 198L47 195H46L45 191L42 193L40 192L41 190H43L44 187H41L42 184L40 186L38 185V184H40V182H38L36 184L37 181L31 179L29 175H33L34 173H53L52 172L53 168L55 167V165L57 163H62L64 166H70V167L76 168V170H77L78 164H79L78 162L82 159H85V158H87L91 162L90 163V170L92 173H68V174H63V175L66 176L69 174H73V175L74 174H77V175L78 174L79 175L85 174L83 179L89 177V175H92V176H90V178L93 176L107 178V177H109V175H106L104 173H118V172L122 171L124 153L127 150L124 148L123 145L116 143L115 145L109 146V145H107L109 141L104 142L102 140H99V138L94 136V135L89 134V136H88L86 133L79 132V129H83V130L87 131L85 129L87 124L94 125V127L98 126L99 127L98 133L104 132V128L106 126L102 125L101 123L98 125L93 124L92 123L93 119H91V116L89 117V112L91 110H96V106H98V107H104V106L97 105L95 103L92 104L90 107H87L85 105V103ZM119 127H121V126H119ZM63 131H65V132H63ZM117 132L119 134H121L120 131H117ZM66 134L68 135V137ZM67 138H69V139H67ZM122 142H124L126 144V140L124 138H122ZM18 154L20 155L19 162H18V163H20V165L17 163ZM24 154H25V156H24ZM149 156L152 157L151 154H149ZM133 157L135 158V162L137 161L136 163H139L140 160L143 158L138 153L137 154L135 153L133 155ZM150 157H149V162H151ZM74 160L76 162H74ZM131 161H132V159H131ZM48 162H51V164ZM27 165H30L31 168L28 167ZM18 166H21V168ZM161 166H163V165H161ZM32 167H34V168H32ZM41 167H43V168H41ZM144 168H146V167H144ZM85 170H82V171L85 172ZM14 171H16V173H14ZM140 171L141 172H138L139 174L136 173V176H135L136 177L135 178L136 187L140 188V190L137 189V192L143 193L142 192L143 190L152 191L153 188H148L147 186H153L154 184H157L158 182L155 181L156 179H151L150 177H147V173L145 171H143L142 168H140ZM9 172H10V175H7ZM97 172H99V173H97ZM12 174L14 175V177H12L13 176ZM10 177H12V178H10ZM55 177L57 178L55 185H56V187L59 186V188L62 186H68V185L73 186L76 184V182H74V181L77 180L76 178L63 180V178H60L58 175ZM3 178H6L4 183L1 182V179H3ZM12 179H13V181H11ZM145 179H146V181H145ZM70 180H73V181L69 182ZM103 180H102L103 183L107 182V181H103ZM11 182L15 183V184H12ZM30 183H31V185H30ZM65 183H66V185H65ZM88 185H89V188H87V190L88 189L92 190L91 188H93L94 182H92ZM88 185L84 184V186H88ZM97 185H99V184H97ZM12 186L15 189H13ZM17 186H18V188H16ZM32 186L34 187V189ZM36 186H37V188L40 187L39 188L40 191L38 189H36L38 192L35 190ZM9 187L11 189H9ZM21 187H23V189ZM16 190H18V191L14 192ZM6 191H7V193H5ZM10 191H13V192H11L13 194V196L10 193ZM90 192H92V191H90ZM38 193H40V194H38ZM144 193H146V192H144ZM5 195L7 197H5ZM36 197H37V200H36ZM117 198H118V196H117ZM19 203H20L19 201L15 202L17 207H18ZM35 205H36V207H35ZM37 206H38V208L40 206L42 208L40 207L41 209L40 208L36 209ZM120 206H122V205L120 204ZM52 208H51V210H52ZM122 208H123V206H122ZM25 213H27V214H25ZM33 213L34 214L37 213V214L32 215ZM30 215H31V217H30ZM27 216H29V217H27ZM38 216H36L38 221H39V219H43L42 217H38ZM46 220H49V219H46ZM45 222H47V221H45ZM49 222H51V220ZM35 226H36V223H35ZM7 250H8V248L5 249V252H7Z\"/></svg>",
  "mask_w": 264,
  "mask_h": 264
},
{
  "label": "water",
  "instance_id": "4",
  "mask_svg": "<svg viewBox=\"0 0 264 264\" xmlns=\"http://www.w3.org/2000/svg\"><path fill=\"white\" fill-rule=\"evenodd\" d=\"M123 208L114 195L91 196L79 204L78 214L86 220L101 221L121 211Z\"/></svg>",
  "mask_w": 264,
  "mask_h": 264
}]
</instances>
